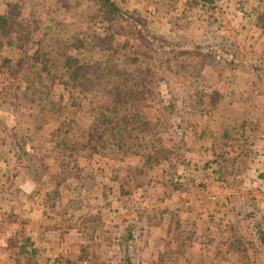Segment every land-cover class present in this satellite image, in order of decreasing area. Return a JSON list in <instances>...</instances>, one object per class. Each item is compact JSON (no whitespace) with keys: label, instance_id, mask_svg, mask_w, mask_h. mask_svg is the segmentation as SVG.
Wrapping results in <instances>:
<instances>
[{"label":"rangeland","instance_id":"374dc122","mask_svg":"<svg viewBox=\"0 0 264 264\" xmlns=\"http://www.w3.org/2000/svg\"><path fill=\"white\" fill-rule=\"evenodd\" d=\"M55 1L0 0V15L16 5L37 21L38 46L56 32L76 40L81 60L100 59L96 4L55 14ZM115 1L147 21L157 51L204 49L213 62L181 55L189 72L179 76L167 69L171 55L114 33L129 86L173 106L161 119L167 160L151 169L90 130L89 96L56 87L58 106L37 102L47 105L40 113L26 83L0 72V264H264V0ZM15 50H0V62ZM158 100L127 110L160 120Z\"/></svg>","mask_w":264,"mask_h":264},{"label":"trees","instance_id":"16d2710c","mask_svg":"<svg viewBox=\"0 0 264 264\" xmlns=\"http://www.w3.org/2000/svg\"><path fill=\"white\" fill-rule=\"evenodd\" d=\"M77 0H56L52 12L59 14L61 11L69 12L74 8L73 2ZM96 4L99 8L102 25L101 33L95 34L94 48H99L103 56L95 61H84L71 53L75 41L60 38L56 32L46 34L44 47L38 46L36 37L38 29L34 25L37 21H31L21 17L16 5L8 4V13L0 15V50L16 49L20 55L16 59L5 58L0 62V72L7 74L13 79H22L27 85V91L32 96V105L39 108L40 113H45L49 102L52 106L57 105L52 99V91L59 87L62 92L74 99L83 94L96 104L93 109V120L90 130L99 133L103 141L112 143V151L128 158L131 156L141 157L143 166L151 169L166 161L168 148L165 146L164 128L162 120L171 114L173 106L163 104V100L157 99L158 93L152 89L142 87H130V70L119 58L117 49H114L111 40L115 41L114 33L120 29V34H131L148 51L160 58L162 54L171 55L165 62L167 69L179 76H186L189 69L180 66L177 58L181 55L202 57L212 61L211 54L214 51L204 53L200 49H167L164 47L160 52L153 48L147 32V21L144 18H132L115 0H87ZM79 4V2H76ZM77 4H75L77 6ZM112 27V28H111ZM113 32V36L108 35ZM119 34V33H115ZM109 42H108V41ZM78 41V39H77ZM94 41V40H93ZM84 43L83 40H79ZM93 43V42H92ZM216 46V45H215ZM224 52H228L225 44ZM230 52V50H229ZM152 63L155 61L149 55ZM174 62L173 66L170 65ZM210 102L218 103V93H213ZM45 98V99H44ZM47 102L40 105L37 102ZM158 100L162 112L160 120L147 119L139 111L127 110L131 103H147ZM58 106V105H57ZM55 106L54 108H56ZM155 105L148 106L152 110ZM162 119V120H161ZM66 122H62L61 129L65 130ZM112 133L111 137H108ZM109 138V139H108ZM60 147V145H57ZM106 146L105 143L102 145ZM123 193V187L121 188ZM172 235V233H170ZM186 240L194 241L193 237ZM264 241V238H263Z\"/></svg>","mask_w":264,"mask_h":264},{"label":"crops","instance_id":"0c3cea01","mask_svg":"<svg viewBox=\"0 0 264 264\" xmlns=\"http://www.w3.org/2000/svg\"><path fill=\"white\" fill-rule=\"evenodd\" d=\"M256 162V161H255ZM263 177V175H261V178ZM1 242V241H0Z\"/></svg>","mask_w":264,"mask_h":264}]
</instances>
